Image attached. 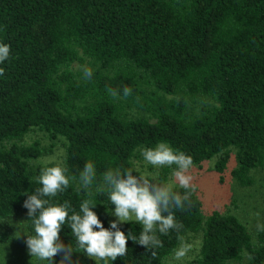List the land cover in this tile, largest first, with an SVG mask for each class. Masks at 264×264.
I'll return each mask as SVG.
<instances>
[{"label": "trees", "instance_id": "16d2710c", "mask_svg": "<svg viewBox=\"0 0 264 264\" xmlns=\"http://www.w3.org/2000/svg\"><path fill=\"white\" fill-rule=\"evenodd\" d=\"M0 41L11 45L0 77V221L20 216L24 237L26 194L58 145L69 175L95 163L93 190L109 167H133L138 148L158 142L194 166L217 158L220 175L234 151L231 177L244 188L264 170V0H0ZM82 65L94 69L90 80ZM126 86L133 91L123 98ZM82 198L73 182L56 199L78 210ZM96 211L105 218L104 206ZM176 216L180 235L201 237L187 264H264V232L252 236L233 215L204 216L195 193ZM130 228L139 235L140 225ZM61 238L68 264L89 258L67 226ZM160 239L155 256L130 241L109 264H165L179 240Z\"/></svg>", "mask_w": 264, "mask_h": 264}, {"label": "clouds", "instance_id": "9594fccd", "mask_svg": "<svg viewBox=\"0 0 264 264\" xmlns=\"http://www.w3.org/2000/svg\"><path fill=\"white\" fill-rule=\"evenodd\" d=\"M11 58V45L0 41V77L5 75L3 65ZM83 79L90 80L94 69L81 66ZM131 87H124L123 98L132 94ZM114 99H120V93L109 89ZM142 162L157 172L147 169L141 171L130 168L109 167L97 183L95 163L87 161L76 175H69L64 163L44 167L35 183L39 185L34 192L26 194L23 207L31 222V232L26 236L29 255L39 264H57L56 257L61 256L59 264H68L66 244L61 238L64 227L71 229L79 249L95 264H109L118 257L126 256L128 243L142 247L145 252L155 256V249L162 247V236L177 233L179 247L173 250L172 259L181 261L192 250L193 245L180 235L183 224L177 220L176 213L184 211L191 204V197L197 191L189 174L194 166L193 157L174 148L167 142H158L152 147L138 148ZM171 169V178L166 181L157 179L161 169ZM76 182L77 191L83 193L78 210L68 200H57L59 194L66 192ZM177 187L183 191L176 190ZM103 195L107 205L97 203L95 197ZM105 208L102 219L96 211L97 206ZM132 222L141 226L139 235L132 228L125 230ZM107 223V227H105ZM257 231L264 232V222L256 224ZM251 259V257H249Z\"/></svg>", "mask_w": 264, "mask_h": 264}, {"label": "rangeland", "instance_id": "374dc122", "mask_svg": "<svg viewBox=\"0 0 264 264\" xmlns=\"http://www.w3.org/2000/svg\"><path fill=\"white\" fill-rule=\"evenodd\" d=\"M54 149L52 155L42 160L44 167H48L52 163H62L63 150L61 146L58 145ZM137 157L134 160L135 167L141 171L147 169L157 172L150 165L143 164L140 154ZM217 161V158H214L200 166H193L189 172L193 177L192 183L197 187L195 195L202 203L203 215L208 216L213 212L233 215L246 226L252 236H255L256 224L264 222V170L254 171L252 173L254 184L249 188H244L231 177V171L237 167L235 152L230 151V160L223 175L214 170ZM162 170L158 171L157 178ZM170 178L171 173L167 180ZM24 231V222L20 216L0 221V264H39L35 257L31 258V255L29 257L24 254V248L27 247L26 237L22 234ZM17 239L23 240L20 244H16ZM185 240L193 245L189 254L181 261H174L171 256L165 264H187L197 256L201 246L200 235L189 234ZM77 264H95V260L86 258ZM230 264H246V258Z\"/></svg>", "mask_w": 264, "mask_h": 264}]
</instances>
